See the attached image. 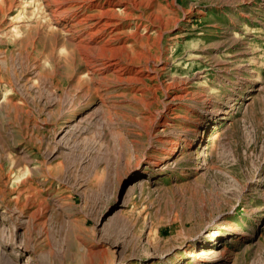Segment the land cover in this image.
Wrapping results in <instances>:
<instances>
[{"label":"rangeland","instance_id":"374dc122","mask_svg":"<svg viewBox=\"0 0 264 264\" xmlns=\"http://www.w3.org/2000/svg\"><path fill=\"white\" fill-rule=\"evenodd\" d=\"M51 1L0 0V264H264V0Z\"/></svg>","mask_w":264,"mask_h":264},{"label":"bare ground","instance_id":"6f19581e","mask_svg":"<svg viewBox=\"0 0 264 264\" xmlns=\"http://www.w3.org/2000/svg\"><path fill=\"white\" fill-rule=\"evenodd\" d=\"M49 1V0H48ZM51 1V0H50ZM54 1V0H53ZM76 1V0H75ZM118 1V0H117ZM116 0H88V3L89 4H107V5H112V6H117V7H119V5L120 4H117L118 2H117ZM52 2V1H51ZM62 2V1H61ZM65 2V1H64ZM134 2V4H135V1H133ZM133 2L132 1H127V2H124V4H121L120 5V7L125 11V13H126V17L128 18V19H130V20H132V22H133V24H135V27H136V29L138 28H140V27H144L145 29H148L149 28V25L152 23V21H151V15H152V13L150 12V14L149 15H145V20H146V22H150V24H141V20H142V16H143V13H138L137 12V10H138V5L137 6H135L134 4H133ZM47 3V2H46ZM45 3V4H46ZM57 3V2H56ZM73 3V2H72ZM138 3V2H137ZM50 4V3H49ZM44 5V4H43ZM47 5V4H46ZM131 5L135 8V12H132V10H131ZM49 6V5H48ZM75 6V5H74ZM56 7V6H55ZM83 7V6H82ZM47 8V7H46ZM51 8V7H50ZM58 8L59 7H56V9L54 10V12L56 13L57 12V10H58ZM105 8V7H104ZM98 9V8H97ZM107 9H108V7H107ZM109 9H110V7H109ZM113 9V8H112ZM61 10V9H60ZM59 10V11H60ZM63 10V9H62ZM66 10V9H65ZM130 10H131V12H130ZM58 11V12H59ZM93 12V11H92ZM96 12V11H95ZM51 17V16H50ZM59 16H57L56 14L54 15V20L56 21V22H59V18H58ZM88 17V19H93L94 18V26H92L91 28H89L87 31H86V33H87V35H88V39H87V41H89L88 43L89 44H91V45H95V44H97L98 42H97V39H95V37L97 36V35H99L102 31L104 32L105 30H107L108 28L110 29V31H113L114 29V33H118L119 32V27L117 28V25H118V23L115 21V18H114V16L113 15H111V14H109V12L107 13V12H102L101 14H97V15H84V16H81L80 18H79V22L81 23L82 22V20H84L85 18H87ZM144 18V17H143ZM135 20V21H134ZM143 21V20H142ZM93 22V21H92ZM145 22V23H146ZM75 23V22H74ZM73 23V24H74ZM85 23V22H84ZM129 23V22H128ZM143 23V22H142ZM72 24V25H73ZM76 24V23H75ZM80 25V24H79ZM89 25H91V24H89ZM132 26V25H131ZM79 27V26H78ZM81 28H82V25H81ZM83 29H85V28H83ZM83 29H81V30H83ZM80 30V31H81ZM79 31V32H80ZM125 32V31H124ZM134 32V31H133ZM73 33V32H72ZM75 33V32H74ZM131 34V33H130ZM85 36V35H84ZM130 36V35H129ZM140 36V35H139ZM110 37V36H109ZM118 37V36H117ZM128 38V37H127ZM130 38V37H129ZM133 38V37H132ZM131 38V39H132ZM101 39V38H100ZM122 39V38H121ZM130 39V40H131ZM125 40V39H124ZM81 41V40H80ZM129 41V40H128ZM133 41V40H132ZM103 42V41H102ZM134 42V41H133ZM134 44V43H133ZM90 45V46H91ZM93 45V46H94ZM79 46V45H78ZM84 46V45H83ZM121 46V45H120ZM131 46V45H130ZM115 47V46H114ZM113 47V48H114ZM99 48V47H98ZM103 48H105L107 51H111V50H114L113 48H109L108 46H107V44H106V42L103 44ZM104 49V50H105ZM127 49V48H126ZM116 52V51H115ZM123 52V51H122ZM140 52V51H139ZM100 53V52H99ZM112 53V52H111ZM87 54V53H86ZM116 56L115 55H110V56H107V54H105V63H104V65L106 66V69H111V71L112 72H117V73H119L120 74V69H121V64H120V61H119V59L117 58H115ZM123 63V62H122ZM93 64V63H92ZM101 64V63H100ZM102 67V66H101ZM97 71V70H96ZM113 75V74H112ZM142 79V78H141ZM121 81V80H120ZM177 151V149L176 148H174V149H172L171 150V154H174L175 152ZM133 185V184H132ZM134 188V187H133ZM130 191V190H129ZM131 192V191H130ZM130 194V193H129Z\"/></svg>","mask_w":264,"mask_h":264}]
</instances>
